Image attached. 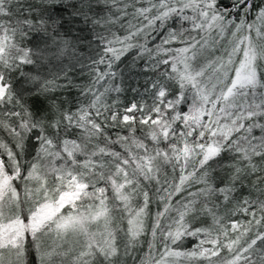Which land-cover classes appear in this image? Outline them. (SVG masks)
Returning <instances> with one entry per match:
<instances>
[{
	"label": "snow or ice",
	"instance_id": "6c2138e0",
	"mask_svg": "<svg viewBox=\"0 0 264 264\" xmlns=\"http://www.w3.org/2000/svg\"><path fill=\"white\" fill-rule=\"evenodd\" d=\"M70 2L0 0V264H264V0H75L90 79L42 114Z\"/></svg>",
	"mask_w": 264,
	"mask_h": 264
},
{
	"label": "trees",
	"instance_id": "16d2710c",
	"mask_svg": "<svg viewBox=\"0 0 264 264\" xmlns=\"http://www.w3.org/2000/svg\"><path fill=\"white\" fill-rule=\"evenodd\" d=\"M71 3H75V0H71L67 12H64V16L69 21L65 23L64 27L60 30L59 36H49L43 34H33V37H29L31 43L27 41L26 46L31 48L36 63L33 65H25L24 71L31 75H38L41 79L54 80L57 84L61 85L55 92L49 93L47 98L44 95H37L35 92H26L25 101L32 106L33 111L39 110L42 114L46 113L52 100L55 99L57 103L63 101L65 108L75 109L77 101L80 98V87L89 82V70L86 67L87 58L91 54V49L86 46V41L81 44L75 40L76 36H88L90 35L89 27L84 25L79 20H72L69 13L73 10ZM259 4L260 0H256ZM51 31V30H50ZM65 33H69L67 36ZM62 40H67L69 47L62 50V46L58 47V44ZM130 63V59L125 61L121 67L124 70V87L130 89L137 86V81L140 85H143V75L139 73L138 69H130L126 65ZM71 81V86H66L67 82ZM14 83L17 88L21 86L30 88L31 85H26L23 78L19 73L14 75ZM132 93L127 91L123 94V98L130 99ZM245 189V195L247 194ZM154 210V207H153ZM195 241L192 238H187L184 241V248L194 246ZM147 251V244L143 246L141 250L136 253L137 258L143 255ZM31 264H38V260L35 257L31 258ZM128 264H132V260H128Z\"/></svg>",
	"mask_w": 264,
	"mask_h": 264
}]
</instances>
